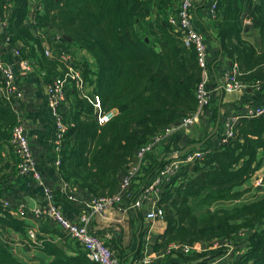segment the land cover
<instances>
[{
  "label": "trees",
  "instance_id": "1",
  "mask_svg": "<svg viewBox=\"0 0 264 264\" xmlns=\"http://www.w3.org/2000/svg\"><path fill=\"white\" fill-rule=\"evenodd\" d=\"M181 1L0 0L1 10L8 6V26L0 34V44L7 34V48H17L22 58L35 63L36 74L45 84L66 74L70 62L80 71L84 97L76 81L66 86L68 113L62 115L67 131L57 178L85 202L113 196L139 149L197 109L195 92L201 68L194 47L184 42V31L170 22ZM213 2L212 39L222 57L237 66V79L264 95V0ZM244 16L257 31L258 49L244 38ZM36 31L43 32L53 56L45 55L44 42ZM56 34L61 36L57 41ZM96 100L103 112L116 111L106 124L96 121ZM14 102L0 92V229L12 228L26 237L24 222L9 213L21 201L14 200L17 191L9 201L12 207L3 203L5 194L15 191L7 183L19 177L10 145L11 131L18 122ZM232 133L221 146L210 145L209 139L192 149L202 151V157L181 166L155 198L166 227L154 250L164 252L171 243L206 249L190 254L170 252L164 258L170 263L192 264L202 259L198 264L212 260L264 264V115L239 118ZM180 139L181 133L174 134L166 144L161 142L147 152L130 191L141 192L167 158L182 150L176 147ZM6 147L12 163L2 158ZM163 155L164 161L160 159ZM258 172L261 196L241 202L252 190L244 186ZM4 233L0 234V264H27L11 252L2 239ZM44 251L51 257L46 264H96L86 258L83 249L69 256L45 243Z\"/></svg>",
  "mask_w": 264,
  "mask_h": 264
},
{
  "label": "crops",
  "instance_id": "2",
  "mask_svg": "<svg viewBox=\"0 0 264 264\" xmlns=\"http://www.w3.org/2000/svg\"><path fill=\"white\" fill-rule=\"evenodd\" d=\"M212 2L213 0H194L191 11L193 27L205 37L209 63L208 87L213 90L212 104L205 109L201 120L197 124L187 131L181 132L182 140H179L176 147L182 150L205 140L214 128L218 114L220 115L219 126L221 127L224 119L232 113H245L247 110L263 104L264 95L260 91H254L246 87L238 93H226L221 90L223 73L232 64L222 57L216 39L213 40L211 36L213 34L210 9ZM246 18L249 17L244 16L242 18V24L246 26L244 38L251 41L258 49L260 42L257 31L251 28V25L245 24ZM0 29V34H2L4 30L1 26ZM10 51V48H0V61L13 62ZM14 69L15 82L22 91V97L13 103V109L18 121L24 124L25 135L28 138L36 166L42 173L44 183L53 191L55 203L61 212L68 219L77 220L79 215L86 212L85 200L80 199L79 195H75L70 187L57 178V169L54 164L56 159L54 150L56 132L46 105L47 84L36 73L24 74L19 70V66H15ZM61 111L63 114L64 112L65 114L68 113L66 98ZM220 136L221 132L219 133L217 130L208 143L217 146ZM168 139L163 141V144H166ZM7 149V147L4 149L6 151H3L2 155L4 163L11 162V156ZM165 158V155L160 157L162 161ZM7 185L13 186L15 191L5 194L3 203H7L6 207L10 206L11 195L16 191L18 195L13 196L14 200L18 198L16 200H21L28 209L43 206L41 188L28 178L18 177V180L8 182ZM139 193L138 191L135 194L134 191L129 190L121 198L119 204L113 206L104 218L95 217L92 219L88 227L89 231L106 243L118 258L120 264H136L143 255L153 258V264H175L165 260L166 255L162 256L161 250H154L156 243L160 242V237L164 233L166 225L164 220H157L150 224L146 219L145 209L133 206ZM25 198L27 201H25ZM16 204L15 202L13 207L10 206L12 207V210H9L10 215L15 219L22 220L26 231L34 229L36 239L39 242L38 250L36 248L32 249L23 233L12 228H7V232L2 231L5 232L3 237L14 234L21 239V242L19 241L21 246L17 249L22 252L23 256H28L23 263L46 264L51 261V257H48L45 251L43 252L45 243L54 244L69 256L76 255L79 250H82L74 240L56 228L50 221L35 218L31 215L26 216L24 219L19 218L15 212ZM148 204L149 202H146V205ZM147 233H149V239L145 237ZM139 248H142L141 254L137 253ZM175 257L176 255H173V258ZM201 261L202 259L195 260L192 264H198ZM180 263L182 264V262Z\"/></svg>",
  "mask_w": 264,
  "mask_h": 264
},
{
  "label": "built area",
  "instance_id": "3",
  "mask_svg": "<svg viewBox=\"0 0 264 264\" xmlns=\"http://www.w3.org/2000/svg\"><path fill=\"white\" fill-rule=\"evenodd\" d=\"M193 3L194 0H182L179 4L177 14L170 18V22L184 31V42L186 45L194 47L197 62L201 68V81L195 92L197 109L193 114L183 117L181 121H179V125L165 128L160 134L154 136L148 144L139 149L135 156V158L138 159V162L134 163L127 170L126 174L121 179L118 192L113 196L102 198L97 201L85 202L86 212L79 215L77 220L68 219L56 205L53 191L44 183L42 173L36 166L28 138L25 135L24 124L18 121L11 131L10 145L13 147L15 157L17 158V174L19 177L28 178L31 182H34L41 188L44 203L43 206L28 209L22 201L16 202L15 212L17 216L24 219L26 216L31 215L35 218L50 221L56 228L61 230L70 239L74 240L84 250L86 258L90 262L96 264H120V261L106 245V243L100 237L89 231V224L95 217L104 218L106 213L113 206L119 204L121 198L129 191L130 184L133 178L138 174L147 152H150L155 146L159 145L170 136L185 132L197 124L201 120L205 109L212 101L213 90H210L208 87V51L205 45L204 35L200 31L196 30L192 25L191 11ZM214 7L215 3L212 2L210 7L212 19L215 17ZM7 9L8 6L4 5L0 12V26L4 31L8 26ZM245 24L251 25V19L246 18ZM36 34L40 37L41 42H44L45 55L50 57L53 56L50 49L47 47V41L44 34L39 31H36ZM60 38L61 36L59 34H56L54 37L56 41ZM1 42L2 44L0 45L2 47H8L9 37L7 34ZM10 52L13 56V62L0 61V92L7 100L16 101L21 99L22 91L18 88L15 82L14 67L19 66V70L22 73L30 74L36 73L38 66L35 63L22 58L17 48L11 49ZM66 67V74L56 77L51 84L47 85L46 105L56 132V139L54 142V150L56 153L54 164L56 169H58L60 164L59 152L61 150L62 139L67 131V126L64 123L61 110L66 98V86L70 80L76 81L77 88L82 93L83 97L85 95L80 71L74 68L72 62H70ZM237 76V66L232 64L223 73V84L221 86V90L226 93H238L242 91L245 88V85L237 79ZM93 109L96 121L99 125L106 124L116 114V111L114 110L108 113L103 112L97 100L93 102ZM262 115H264V104L255 106L247 110L245 113H232L230 116H227L221 123V136L217 145L221 146L229 141V138L233 135V127L239 118H254ZM202 155L203 152L199 150L189 151L181 157L178 156V153H173L167 158V162L159 169L154 179L144 186L133 206L142 208L143 210L145 209L146 219L150 224H153L157 220H163V212L156 206L155 203L157 200L155 198H158L161 186L165 182H168L181 166L192 163L195 159L202 157ZM255 176L256 186H259L262 178L261 173L258 172ZM146 202H149V204L146 205ZM4 206L6 207L7 203H4ZM1 233L2 230L0 229V234ZM148 235L149 233L146 234V239H149ZM17 238L18 236L16 237L14 234L6 237L2 236L3 241L9 245L11 252L20 261L24 262L27 260L28 256H23L22 252L17 249L21 246L19 243V241L21 242V239ZM25 239L29 241V243H27L32 249H37L39 247V242L36 239V232L34 229L26 231ZM215 247H217L216 244L213 248ZM203 251H206V249H204L201 245H181L171 243L167 246L165 251L162 252V256H165L170 252L190 254L192 252ZM153 260L154 259L150 256L143 255V257L140 258L136 264H153ZM219 262L220 260H212L208 264H219Z\"/></svg>",
  "mask_w": 264,
  "mask_h": 264
},
{
  "label": "water",
  "instance_id": "4",
  "mask_svg": "<svg viewBox=\"0 0 264 264\" xmlns=\"http://www.w3.org/2000/svg\"><path fill=\"white\" fill-rule=\"evenodd\" d=\"M256 4H259V1H256L255 2ZM51 29V27H50ZM1 30V29H0ZM63 39L69 41V38L65 37V36H62ZM219 124H220V115L218 114L217 115V119H216V122H215V125H214V128L212 130V132L207 136V138L205 140H203L201 143L199 144H196V145H193V146H188V147H185L183 150H181L179 153H178V156L181 157L183 156L184 154H186L187 152L191 151L192 149L194 148H199V147H202L209 139H211L217 132L218 128H219ZM176 126L179 125V122H177L175 124ZM197 146V147H196ZM133 162L134 163H137L138 162V159L134 157L133 159ZM118 192V189L115 191V193ZM25 201H27V199L25 198ZM30 206V205H29ZM31 207V206H30Z\"/></svg>",
  "mask_w": 264,
  "mask_h": 264
},
{
  "label": "rangeland",
  "instance_id": "5",
  "mask_svg": "<svg viewBox=\"0 0 264 264\" xmlns=\"http://www.w3.org/2000/svg\"><path fill=\"white\" fill-rule=\"evenodd\" d=\"M80 57V56H79ZM256 177V176H255ZM255 177L254 180H250L249 182L246 183V185L244 186V188H252V190L246 194L243 199L241 200V202H245V201H251L257 197H260L262 192H259V189L256 186V181H255ZM238 203V202H237ZM225 206H230V205H225Z\"/></svg>",
  "mask_w": 264,
  "mask_h": 264
}]
</instances>
